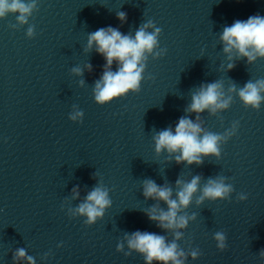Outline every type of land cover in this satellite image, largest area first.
<instances>
[{
	"label": "clouds",
	"instance_id": "clouds-1",
	"mask_svg": "<svg viewBox=\"0 0 264 264\" xmlns=\"http://www.w3.org/2000/svg\"><path fill=\"white\" fill-rule=\"evenodd\" d=\"M39 11V0H0V19L9 14L15 15L16 22L9 27L16 30L28 25L26 36L32 39L36 35L35 25L29 24V18L34 12ZM117 19L123 25L127 21V14L123 11L116 13ZM162 28L158 27L151 19L140 24L135 34L122 33L119 28L112 26L102 27L88 33L85 53L93 50L101 55L106 61L103 72L99 79L94 82L93 96L96 104L103 106L114 100L125 97L129 93H139L141 82L145 79L149 57L153 60L163 58L167 48H161L159 37ZM219 43L222 44V52L229 63L226 71L235 68V61L246 59L250 65L258 58H264V16L253 15L247 20H236L231 26H225L219 35ZM116 70H112L113 64ZM93 71L91 63L84 68L79 66L71 68V74L83 77L84 70ZM149 80L155 77L149 75ZM231 83L225 90L222 80L211 83H202L199 87L191 90V102L185 107L186 114L195 113L193 121L188 115L181 116L175 126L155 131L152 139L154 151L157 156L167 153V161L173 160L176 164H184L189 167L193 164L201 166L205 158H215L219 161L222 154V145L226 144L236 135L239 121H233L229 129L222 134L215 133L203 127L204 121L201 113L208 112L211 116H219L230 108L234 96H237L243 106L259 111L264 103V78L248 80L243 87L238 86L230 79ZM79 85H85L84 79H80ZM84 112L73 105L69 113V119L73 122L83 123ZM221 120L223 119L220 117ZM97 178V173H93ZM202 180L205 182L202 185ZM229 177L216 175L205 179L201 174L193 175L190 180H184L179 175L172 185L168 181L158 185L153 179L142 180L141 187L145 200L152 199L156 203L143 210L151 222L166 233H171L169 241L165 235H158L148 231L124 232L122 240L117 243L116 251L130 256L133 252L144 257L145 264H186L190 256L196 260L201 255L198 248L186 252L180 247L179 241L184 238V230L190 222L197 219L195 213L189 214L187 209L193 201L197 207L205 201H224L231 199L235 191ZM110 191L102 179H98L96 185L86 193L84 199L75 207L67 210L71 218L84 217L85 226H92L102 219L105 212L112 205ZM81 196L79 186L71 190L72 201L79 200ZM247 195L237 194V201H245ZM161 202L167 205V210L162 208ZM2 211V210H0ZM216 247L223 252L227 248V235L224 231H216L213 235ZM125 244L128 251L125 252ZM62 246V245H58ZM46 253L42 259H47ZM259 256L264 260V249ZM13 264H36L34 257L27 254L24 247L17 248L12 254Z\"/></svg>",
	"mask_w": 264,
	"mask_h": 264
}]
</instances>
